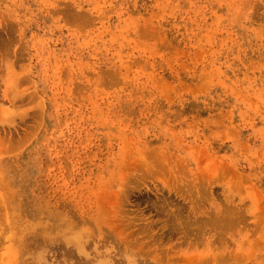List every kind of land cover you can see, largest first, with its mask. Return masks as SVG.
<instances>
[{"label":"rangeland","instance_id":"1","mask_svg":"<svg viewBox=\"0 0 264 264\" xmlns=\"http://www.w3.org/2000/svg\"><path fill=\"white\" fill-rule=\"evenodd\" d=\"M0 264H264V0H0Z\"/></svg>","mask_w":264,"mask_h":264}]
</instances>
